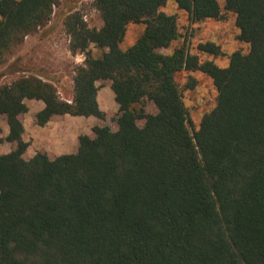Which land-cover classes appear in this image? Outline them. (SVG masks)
Here are the masks:
<instances>
[{
    "label": "trees",
    "instance_id": "obj_1",
    "mask_svg": "<svg viewBox=\"0 0 264 264\" xmlns=\"http://www.w3.org/2000/svg\"><path fill=\"white\" fill-rule=\"evenodd\" d=\"M168 1L195 23L223 18L217 0H92L96 29L73 4L54 21L84 58L71 100L34 75L0 84V143L11 147L0 154V264H264V0L224 1L248 45L224 68L184 46L160 53L178 36L176 18L160 12ZM59 4L0 0V67L53 24ZM129 24L143 32L122 51ZM197 48L221 55L213 43ZM195 71L217 93L196 130L176 82ZM106 82L118 107L108 123L80 135L70 154L27 156L26 101L43 103L38 127L65 115L104 121L96 84Z\"/></svg>",
    "mask_w": 264,
    "mask_h": 264
},
{
    "label": "rangeland",
    "instance_id": "obj_2",
    "mask_svg": "<svg viewBox=\"0 0 264 264\" xmlns=\"http://www.w3.org/2000/svg\"><path fill=\"white\" fill-rule=\"evenodd\" d=\"M224 1L217 0L223 14L221 20L207 19L198 23L192 22L189 15L179 9L175 2L168 1L160 9V12L176 18L178 36L168 48L161 49L160 53L170 55L174 49L184 46L189 54L196 56L201 63L209 61L221 68L228 65L229 56L233 52L246 53L248 45L237 41L238 30L234 24V15L223 10ZM73 4L90 28L99 29L102 26L100 16L92 6V0H60L59 6L54 9L53 24L39 31L33 37L25 39L24 43L16 48L6 63L0 67V84L10 83L18 77L34 75L42 80L52 82L62 99L71 100L70 87L73 71L76 66L83 63L84 58L79 54L72 55L68 51V37L61 23L55 24L54 21L63 10L70 8ZM143 28L142 24H129L119 46L120 49L126 51L130 48L142 34ZM205 43L217 45L221 55L214 57L198 51V45ZM91 51L95 57L102 53L101 50H97L93 46H91ZM176 82L182 90L183 102L192 123L191 128L196 130L201 118L209 113L216 103L217 93L212 80L205 74L195 71L179 73ZM188 84H193L194 88L187 89ZM96 86V100L98 96L105 113V120H88L89 117L80 118L77 120L79 121L78 125L85 132H90L92 123H95L94 126L108 123L118 110L110 92L109 83H97ZM26 105L28 112L22 116V122L26 126V136L32 139L30 153L51 151V133L60 131L63 125L72 121L71 118L57 117L44 127H38L32 116L38 111L37 101H26ZM144 107L147 113L153 112L150 104L146 103ZM0 126H6L4 117L0 119ZM10 149L8 143H0V154L9 152Z\"/></svg>",
    "mask_w": 264,
    "mask_h": 264
},
{
    "label": "crops",
    "instance_id": "obj_3",
    "mask_svg": "<svg viewBox=\"0 0 264 264\" xmlns=\"http://www.w3.org/2000/svg\"><path fill=\"white\" fill-rule=\"evenodd\" d=\"M110 92H111V90H110ZM111 94L113 95L112 92H111ZM113 98H114V96H113ZM97 103H98L99 108L103 111L98 96H97ZM37 107H38V111H36L32 115L33 117H35V114L43 108V103L40 101H37ZM64 117H70L72 121L70 123H68L67 125H63L61 127L60 131H57L56 133H51V151L48 150L47 153L49 155H51L52 157H57L60 155L70 154V153L74 152V150L76 148L77 138L80 135H90L91 129L95 124V123H92V126H90V129H89L90 132H85V131H82L80 129V127L78 125L79 121H77L83 117H71L68 115H65ZM89 118L90 119H88V120H96V118H94V117H89ZM92 122H94V121H92ZM23 127H24V133L22 135V138L26 143H28L26 153H27V156L29 155L28 157L31 158L36 154V152H33L32 154L30 153L32 139H30V137L26 136L25 124H23ZM1 130L2 131H1L0 138L3 139L8 134V128H7V126H4V127L1 126ZM6 153H8V152L2 153V154H6Z\"/></svg>",
    "mask_w": 264,
    "mask_h": 264
}]
</instances>
